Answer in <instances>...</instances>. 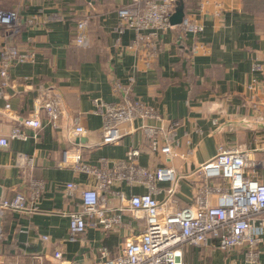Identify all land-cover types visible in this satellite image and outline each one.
I'll use <instances>...</instances> for the list:
<instances>
[{
  "label": "crops",
  "instance_id": "1",
  "mask_svg": "<svg viewBox=\"0 0 264 264\" xmlns=\"http://www.w3.org/2000/svg\"><path fill=\"white\" fill-rule=\"evenodd\" d=\"M142 6L147 0H138ZM135 0H0V10H14L19 31L9 35L0 27V60L9 46L32 52L34 59L9 69V86L0 90V111L5 103L18 121L33 114L38 88L52 89L61 99L62 117L58 127L47 123L38 131L25 130L26 141L12 140L0 147V200L17 193L30 195L31 180H41L40 196L28 211H5L0 220V264H97L104 252L117 256L126 239L138 236L144 220L138 214L121 212V224L112 231L88 228L76 242L68 239L70 212L80 211V193L93 188L94 180L71 166L61 164L62 152L79 148L81 162L111 169L125 162L130 150H137V164L147 170L170 167L177 187L173 199L179 209L194 203L202 184L197 168L212 159L219 147L238 148L264 156V0H178L185 15L204 27L200 38L182 35L179 28L161 34L159 54L151 66L139 58L140 48H131L134 32L117 29L118 8ZM88 24L77 30L83 19ZM82 35L83 45L75 39ZM199 43L197 54L191 47ZM261 69L257 70L255 67ZM135 78L130 97L153 108L156 119H135L119 126L120 140L100 144L102 118L93 101H121L116 83L127 85ZM253 87L252 91L247 87ZM86 134L76 136L74 121ZM174 129V152L168 159L159 148L153 151L145 139L144 127ZM16 122L0 113V137L7 136ZM177 143V144H175ZM18 154L34 159L32 171L22 173L16 166ZM264 181V170L259 172ZM76 185L68 196L67 184ZM155 198H168L169 183H157ZM148 192L145 183L117 181L105 193V207L118 213L122 199ZM121 196V199L120 197ZM214 204V202H212ZM112 216V212L106 213ZM26 229L25 251L18 243ZM46 237V240H43ZM189 264H228L214 247L183 246ZM60 251L57 261L53 253ZM260 260L264 263V244ZM222 259L221 261H218Z\"/></svg>",
  "mask_w": 264,
  "mask_h": 264
},
{
  "label": "built area",
  "instance_id": "2",
  "mask_svg": "<svg viewBox=\"0 0 264 264\" xmlns=\"http://www.w3.org/2000/svg\"><path fill=\"white\" fill-rule=\"evenodd\" d=\"M94 2L96 0H89ZM178 0H147L142 6L139 1L129 3L117 9V29L122 32H134L131 48H140L139 58L145 67H150L159 54L158 43L165 31L175 28L170 25V16ZM88 24L87 19L78 22L77 30L82 32ZM0 27L9 35L19 31V16L14 10H0ZM182 35L200 38L204 27L184 16L180 25ZM75 43L83 45L82 35L76 37ZM201 49L199 43L191 47V54ZM32 52H21L14 46L7 47L0 60V90L9 86V69L14 65L32 62ZM255 69L260 70L259 66ZM135 78L130 76L127 85L116 83L114 90L121 93L118 103H106L94 100L93 105L102 118L100 144H114L121 138L119 126L130 124L135 119H156V111L130 97ZM252 91L253 87H247ZM2 115L16 122L7 136L0 137V147H7L9 141H26L25 130H40L43 125L40 113L47 123L57 128L62 117L61 99L52 89L38 88L34 100L33 114L18 121L5 103L0 111ZM72 132L83 136L86 131L74 121ZM172 124L168 135L161 129L144 127L145 139L150 148L156 151L159 140H164L161 152L170 160L177 156L174 152V129ZM177 144V143H175ZM80 147L62 152L61 164L71 166L76 172L84 173L94 180L93 188L80 193L82 208L70 212L68 217V239L76 242L88 228L112 231L121 224V212L127 211L134 216L140 215L144 220L142 232L126 239L120 253L109 258L104 252L97 264H189L185 262L183 246L194 249L214 247L226 255L228 264H264L261 262V246L264 244V181L259 179V172L264 170V156L255 158L252 151L224 149L219 147L216 155L200 165L196 172L202 179L196 191L192 206L179 209L173 199L177 187L175 171L170 167L147 170L137 164L139 152L130 150L125 162L116 163L111 169L96 168L81 162ZM16 166L27 173L34 168V159L25 154H18ZM126 180L129 183H145L148 192L122 199L118 213L108 211L105 207V193L112 184ZM157 183H169L168 198L160 203L155 195L159 192ZM30 195L17 193L11 200H0V220L5 211L25 212L29 205L37 200L43 189L41 180H31ZM76 185H66V193L71 196ZM121 199V196H119ZM214 202V204L212 203ZM112 212V216L106 213ZM1 238V229H0ZM43 237V240H46ZM57 261L62 259L60 251L53 253Z\"/></svg>",
  "mask_w": 264,
  "mask_h": 264
},
{
  "label": "water",
  "instance_id": "3",
  "mask_svg": "<svg viewBox=\"0 0 264 264\" xmlns=\"http://www.w3.org/2000/svg\"><path fill=\"white\" fill-rule=\"evenodd\" d=\"M185 16L184 5L182 3H177V6L174 9V12L170 16V25L176 27L181 24L183 18ZM0 196H1V188H0ZM26 229H21L18 237V243L21 248L25 251H29L28 247H26Z\"/></svg>",
  "mask_w": 264,
  "mask_h": 264
},
{
  "label": "rangeland",
  "instance_id": "4",
  "mask_svg": "<svg viewBox=\"0 0 264 264\" xmlns=\"http://www.w3.org/2000/svg\"><path fill=\"white\" fill-rule=\"evenodd\" d=\"M222 253V252H221ZM224 255V253H222ZM226 257V255H224ZM218 261H221L222 262V259L218 260Z\"/></svg>",
  "mask_w": 264,
  "mask_h": 264
},
{
  "label": "trees",
  "instance_id": "5",
  "mask_svg": "<svg viewBox=\"0 0 264 264\" xmlns=\"http://www.w3.org/2000/svg\"><path fill=\"white\" fill-rule=\"evenodd\" d=\"M176 28H178V27H176ZM113 257H115V256H113Z\"/></svg>",
  "mask_w": 264,
  "mask_h": 264
}]
</instances>
